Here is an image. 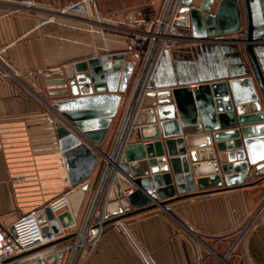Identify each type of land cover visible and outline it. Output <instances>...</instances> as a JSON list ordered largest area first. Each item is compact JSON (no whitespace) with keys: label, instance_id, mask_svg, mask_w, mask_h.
Wrapping results in <instances>:
<instances>
[{"label":"crops","instance_id":"crops-1","mask_svg":"<svg viewBox=\"0 0 264 264\" xmlns=\"http://www.w3.org/2000/svg\"><path fill=\"white\" fill-rule=\"evenodd\" d=\"M72 1L77 0H0V222L6 226L30 211L38 214L44 206L58 205L72 188L55 126L58 96L51 86L58 84L49 83L47 74L92 57L127 52L139 75L154 40L146 34L157 31L169 0H84L92 15L56 14L55 20H46ZM236 34L171 43L159 53L158 43L147 84L160 90L255 78L247 47L236 40L243 35ZM125 99L101 144L107 155L128 107ZM105 166L101 159L90 177L76 220L80 229ZM251 181L204 194L196 189L170 203L171 210L158 206L125 213L102 226L94 245L84 248L75 264H264V185ZM123 189L132 191L126 184ZM112 204L103 194L97 210L106 215ZM58 211L70 212L68 202ZM104 215L101 221L112 217ZM69 234L63 228L54 239ZM78 238L67 243L74 245ZM73 252V247L67 249L61 264H69ZM44 253L42 257L49 252Z\"/></svg>","mask_w":264,"mask_h":264},{"label":"water","instance_id":"water-1","mask_svg":"<svg viewBox=\"0 0 264 264\" xmlns=\"http://www.w3.org/2000/svg\"><path fill=\"white\" fill-rule=\"evenodd\" d=\"M171 15L173 26L188 31L193 40L242 33L236 40L246 45L255 78L206 82L195 88H150L147 79L159 36ZM47 76L52 78L49 83L58 84L51 86L58 96L55 126L72 188L65 194L70 212L58 211L63 201L44 206L37 219L50 237L63 228L71 234L27 251L24 255L49 252L32 264H61L71 247L69 264H75L90 226L158 206L171 210L170 203L192 196L196 189L210 193L248 179L256 184L264 177V0H169L139 75L126 52L65 65ZM123 97L128 107L107 155L100 146ZM102 157L107 163L80 229L76 220ZM113 170L122 178L111 182ZM123 184L132 191L126 194ZM103 194L113 203L106 215L97 210ZM103 215L112 217L101 221ZM78 234L76 244L69 245Z\"/></svg>","mask_w":264,"mask_h":264},{"label":"built area","instance_id":"built-area-1","mask_svg":"<svg viewBox=\"0 0 264 264\" xmlns=\"http://www.w3.org/2000/svg\"><path fill=\"white\" fill-rule=\"evenodd\" d=\"M66 13L83 16L92 15L86 7V2L84 0H77L67 2L64 5L57 7L51 15H48L46 20L53 21L56 19V14L59 15ZM173 19L174 15L169 16L165 23L163 33L159 36L160 51L163 50L166 45L171 43H178L183 40L191 39V35L188 31L173 26ZM157 22L160 24L161 19H158ZM155 32L156 31H152L149 33L152 39L155 37ZM1 53L2 50L0 49V58ZM100 148L102 150L101 146ZM101 159L107 163V157H102ZM116 177V170H113V173L111 174V182H113ZM261 183L264 185V177L262 178ZM64 202V205H66V197H64ZM41 227L42 225L38 222L36 211L26 213L17 219L11 226H6L0 222V264H32L36 260V257H42L43 253L24 255L27 251L54 239L55 234L51 233L52 236L50 237L42 232ZM101 230V224L92 226L88 229L78 256L84 248L94 245Z\"/></svg>","mask_w":264,"mask_h":264},{"label":"rangeland","instance_id":"rangeland-1","mask_svg":"<svg viewBox=\"0 0 264 264\" xmlns=\"http://www.w3.org/2000/svg\"><path fill=\"white\" fill-rule=\"evenodd\" d=\"M235 34H236V33H235ZM236 35H237V34H236ZM242 35H243V34H242ZM142 36H145V35H142ZM146 36H147V38H148L149 40L151 39V36H150L148 33L146 34ZM238 39H239V38H238ZM184 41H187V40H183V41H181V42H184ZM178 43H180V42H178ZM159 52H161V51H160V47H159V49H158V53H159ZM110 145H111V144H109V146H110Z\"/></svg>","mask_w":264,"mask_h":264}]
</instances>
